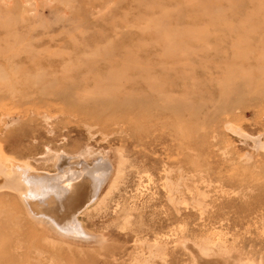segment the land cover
Wrapping results in <instances>:
<instances>
[{"label":"rangeland","instance_id":"obj_1","mask_svg":"<svg viewBox=\"0 0 264 264\" xmlns=\"http://www.w3.org/2000/svg\"><path fill=\"white\" fill-rule=\"evenodd\" d=\"M100 159L84 238L0 187V264H264V0H0V183Z\"/></svg>","mask_w":264,"mask_h":264},{"label":"bare ground","instance_id":"obj_2","mask_svg":"<svg viewBox=\"0 0 264 264\" xmlns=\"http://www.w3.org/2000/svg\"><path fill=\"white\" fill-rule=\"evenodd\" d=\"M61 166L57 167V173L50 174L36 173L27 165H12L11 177H4L0 187L16 189L28 213L35 220L45 222L54 232L64 237L84 238L85 233L77 220L81 208H68L85 195L91 194L90 198L93 199L107 179L110 165L100 159L88 169L86 166L77 169L65 163ZM83 173L90 179L89 188L83 180L74 182ZM44 206L51 215L44 213Z\"/></svg>","mask_w":264,"mask_h":264}]
</instances>
